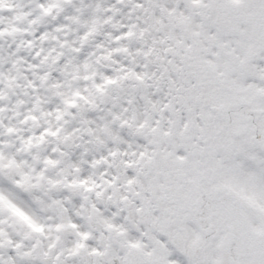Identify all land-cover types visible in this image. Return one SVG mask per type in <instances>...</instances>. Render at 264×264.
Segmentation results:
<instances>
[{
    "label": "snow or ice",
    "instance_id": "snow-or-ice-1",
    "mask_svg": "<svg viewBox=\"0 0 264 264\" xmlns=\"http://www.w3.org/2000/svg\"><path fill=\"white\" fill-rule=\"evenodd\" d=\"M0 264H264V0H0Z\"/></svg>",
    "mask_w": 264,
    "mask_h": 264
}]
</instances>
